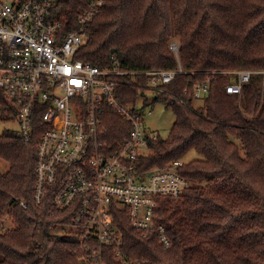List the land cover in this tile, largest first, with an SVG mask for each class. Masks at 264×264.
Here are the masks:
<instances>
[{
	"label": "trees",
	"instance_id": "trees-1",
	"mask_svg": "<svg viewBox=\"0 0 264 264\" xmlns=\"http://www.w3.org/2000/svg\"><path fill=\"white\" fill-rule=\"evenodd\" d=\"M93 1L56 0L52 13L67 32L79 26L80 13ZM87 32L75 58L104 66L116 57L128 69H176L170 44L178 39L187 73L176 75L168 88L188 105L161 93L158 100L167 102L175 121L167 138L149 141L140 166L165 167L191 151L201 155L181 168L192 187L179 199L160 198L157 218L172 248L143 237L120 214L123 252L149 264H264V101L258 77L246 84L242 107L237 95L227 93V77H218L203 104L191 108L194 84L207 71L264 68V0H103ZM124 89L129 102L142 92L133 83ZM41 119L39 114L37 123ZM109 119L105 138L114 147L129 126L113 111ZM40 136L36 127L30 140L0 131V160L8 164L0 170V264H86L75 254L77 239L58 231L71 215L51 213L54 187L40 204L34 198ZM6 220L13 227L6 228ZM107 261L119 264L111 255Z\"/></svg>",
	"mask_w": 264,
	"mask_h": 264
},
{
	"label": "built area",
	"instance_id": "built-area-1",
	"mask_svg": "<svg viewBox=\"0 0 264 264\" xmlns=\"http://www.w3.org/2000/svg\"><path fill=\"white\" fill-rule=\"evenodd\" d=\"M102 3L93 1L79 26L66 32L65 23L52 13L56 0H0V123L2 130L25 140L33 137L35 127L41 129L34 198L40 204L54 187L51 213L68 210L71 222L64 231L77 239L75 254L82 262L108 264L111 255L119 264H149L123 252L120 214L143 237L157 238L166 250L173 246L157 218L160 198L179 199L193 181L181 173L183 159L143 170L140 157L158 137L148 133L145 120L161 93L188 105L168 88L176 75L187 72L177 40L170 44L176 69H128L116 57L104 66L75 58ZM220 72L230 75L225 89L240 102L253 76H260L264 95V69ZM213 73L195 82L194 100L206 99ZM130 83L142 91L132 102L124 89ZM110 111L129 126L127 137L114 147L105 138Z\"/></svg>",
	"mask_w": 264,
	"mask_h": 264
},
{
	"label": "rangeland",
	"instance_id": "rangeland-1",
	"mask_svg": "<svg viewBox=\"0 0 264 264\" xmlns=\"http://www.w3.org/2000/svg\"><path fill=\"white\" fill-rule=\"evenodd\" d=\"M8 1H10V0H8ZM96 1H98V0H96ZM80 15H81V13H80ZM174 40L178 41L177 38H174ZM243 69H247V68H241V70H243ZM251 69L252 70H263L264 68L263 69L251 68ZM236 70H240V69H236ZM207 72H214L213 73L214 74L213 79H217L218 77H227V79L229 80V77H230V75L224 76L223 73L220 72V70H218V71L209 70ZM257 77H258V84H259V87L261 89L260 76H257ZM244 94H245V91H244ZM127 97H128V94H127ZM137 98L135 100H137ZM244 98H245V96H244ZM244 98H243V100H244ZM243 100L240 102V100L238 99L241 107H242ZM263 101H264V95L262 94V90H261V103H263ZM203 102H204V100H194L191 108L196 109L197 107L201 106L203 104ZM151 107L153 108V113L151 115H148L146 117V120H145V124L147 126L148 133L149 134H155L156 136H161L163 138H167L169 135V132L173 126V123L175 121V117H176L173 110L171 109V107H169L167 105V102L161 101V100L155 101V103H153L151 105ZM5 126H11V125L7 124ZM2 128H3V124L0 123V131L2 130ZM148 151H149V149L146 150L144 154H146ZM200 157H201V155H199L196 151H191L185 157H183V161L189 162L193 159L200 158ZM0 166L2 168H4V167L8 168V164L5 162V165H4V162L2 160H0ZM5 222H6L5 223L6 228L13 227V224L10 220H6ZM64 228L65 227L63 226L62 228L58 229V231L65 232Z\"/></svg>",
	"mask_w": 264,
	"mask_h": 264
}]
</instances>
